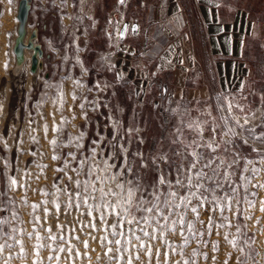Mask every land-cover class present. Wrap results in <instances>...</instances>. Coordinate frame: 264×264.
Returning <instances> with one entry per match:
<instances>
[{"label": "rangeland", "instance_id": "1", "mask_svg": "<svg viewBox=\"0 0 264 264\" xmlns=\"http://www.w3.org/2000/svg\"><path fill=\"white\" fill-rule=\"evenodd\" d=\"M19 2L20 0H12V3H9V0H0V101L2 102L0 104L2 108L4 107L3 112L0 109V218L8 221L0 227L3 233H8L9 236L14 235L22 240L24 252L21 253L20 245L5 236L0 239V243L8 239V243L13 247L5 248V251L0 253V264H4L9 253L12 254V258L8 260V264H34V262L35 264H118L117 260L109 258V255L114 253L105 255L107 242L103 244L100 242L104 236H107L109 240L115 239L111 235V230L106 231L101 228V221L98 218L95 220L97 226L95 230L90 226H82L89 225L92 216L98 215L96 211L93 210L92 216H89V209L82 202L77 208L76 200H73V206L68 208V196L64 191L57 192V188L54 187L55 184L60 189L66 187L68 192L76 191L75 184L68 179V176H71L73 181L78 178L84 179L83 176L77 177L72 171L76 163L69 158V167L65 169L67 175L56 169L63 167L67 153L75 152L77 159L80 158L81 152L88 153L93 146L90 143L93 139L99 140L102 136L103 143L96 147L98 151L104 147V144L111 139L110 133L113 131L107 119L109 111L114 120L118 119L121 122L123 128L129 126L139 128L138 134L135 132L132 134L129 155L137 149L142 150L145 156L154 153V146H157L158 141H162L166 128L171 130V122L175 118L168 116L169 114L166 115L167 118L163 117L145 100V92L142 90L145 89L143 85L145 66L136 64L135 70H131V62L134 60L137 48L126 38L124 41L117 35L116 22L121 21L123 17L120 27L125 20L124 5L116 3L114 6L112 0H83V2L81 0H30L27 30L30 34L33 30L37 31L38 40L44 52V67L38 72L37 80L33 82L14 80L10 70L16 62L14 46L18 36ZM110 18L111 24H109ZM142 51L149 53L151 49L144 47ZM103 57H108V60L105 61ZM108 64H114L116 68L110 70L107 67ZM116 71L122 73L123 79L116 77ZM76 80H79L83 86H77L74 83ZM97 82L101 88L105 84L109 87L104 91H98ZM73 93L77 97L75 101L72 99ZM243 96L245 95L241 96L242 99ZM247 97L248 104L255 108L259 103L257 102L259 97L251 98L250 95ZM61 98L64 101L62 109ZM85 98L87 101L98 99L99 109L93 111ZM82 102L85 103L87 120L79 107ZM105 102L109 105L107 109L103 106ZM62 116L68 122L63 124L58 145L67 142L69 133L72 136H78L83 131L85 133L81 142L83 148L79 151L74 146H58L54 152L49 144V141L58 135L52 129L55 125L62 124ZM166 120L168 123L165 122ZM45 124L48 126L47 135L43 130ZM137 135L143 138V144L137 142ZM33 137L36 141L32 139ZM237 151L248 156L249 159H259L256 153L251 152L246 145L241 144ZM33 152L36 153L35 156L32 155ZM54 154L59 155L60 159L53 160ZM242 164L243 161H241ZM38 165H47V167H38ZM256 166L264 169V165ZM17 169L20 171L18 172ZM23 172L31 173L30 177L25 178V187H10L8 178L15 176L19 181ZM141 179L143 183L148 184L154 179V173L142 170ZM233 179L238 180V176ZM252 183H264V170ZM41 190L47 191L48 195H43ZM252 192L257 195H250ZM248 193L247 199L255 201V207L248 208L247 204L242 203L241 209H247L244 215L252 216V219L245 220L243 215L237 218L226 211L224 215L231 218L232 227H214L211 236L206 234L195 238L185 227L184 235L188 236L190 241L186 246H182L183 237L178 233L168 232L164 237L157 233L158 238L150 241L153 248L151 264H166L165 239L176 248L175 252L168 249L167 264H172L175 260L182 261L181 251L183 258L189 260V264H192L193 259L196 264H224L226 260L227 264H237L238 257L241 264H264V211L260 210V202L264 200V188L249 186ZM244 195L241 190L237 198L243 199ZM45 200L48 201L46 205L42 203ZM54 200L60 205L58 212L53 203ZM89 203L92 201L89 200ZM193 203L195 204L196 201ZM34 204L40 207L33 209ZM207 207L205 205L200 215L205 224L209 216ZM45 208L48 209L47 213ZM36 216L40 218L39 221L34 219ZM214 219L216 225L222 222L218 212ZM186 221L194 222L195 231H205V226L195 221L191 212L187 214ZM111 223L113 220L109 217L108 224ZM58 225L63 226V233ZM237 225L241 229L239 233ZM48 227H51L52 234L57 236L56 241L48 239L49 233L45 231ZM13 228L18 231L13 233L11 231ZM73 228L79 240L71 239ZM36 232L44 238L41 243L51 247H66V241L70 240L71 244L76 246L72 253L73 259H68L67 252H51L49 247L41 248L37 257L34 251L37 244ZM28 233L33 234L31 238ZM225 233H228L229 240L233 238L237 240L236 248L224 239ZM61 234L65 235V241L59 239ZM92 236L96 239H92ZM248 237H253L254 242L248 240ZM144 239L148 241L147 237ZM83 240L88 241V248L81 243ZM197 240L201 242L197 243ZM246 240L247 243H245ZM214 242H218L217 251H213ZM113 247L116 246L113 245ZM157 248L160 249L158 258ZM239 248H243L244 251L240 252ZM76 249L79 250V256L76 255ZM194 249L201 254L207 253L208 259L205 260L203 255L193 257ZM229 253H231V259L228 258ZM50 255L53 257L59 255V261L49 260ZM126 259L127 255H125V261ZM133 264H149V259L141 252L140 260L134 259Z\"/></svg>", "mask_w": 264, "mask_h": 264}, {"label": "snow or ice", "instance_id": "2", "mask_svg": "<svg viewBox=\"0 0 264 264\" xmlns=\"http://www.w3.org/2000/svg\"><path fill=\"white\" fill-rule=\"evenodd\" d=\"M83 2V0H81ZM12 3V0H9ZM120 5L126 6V0H118ZM123 19V17H122ZM116 22L117 34L122 37L128 30V25L125 24L123 30L119 25L122 22ZM112 23L111 18L109 24ZM136 27H133V32H136ZM111 35V34H109ZM67 58V57H65ZM105 61L108 57H103ZM171 63V60H168ZM179 63L182 65L184 61L181 59ZM110 70H114V64H108ZM247 68V65H244ZM7 69V64H5ZM87 71V69H85ZM187 71V69H185ZM155 75V73H153ZM116 77L123 79L121 72L116 71ZM77 86L82 87L79 80L74 81ZM245 80L240 82L238 93H243ZM109 87L105 84L103 88L100 87L99 82L96 83L98 91H104ZM91 91V89H89ZM167 92V89H163ZM254 97L255 92L251 93ZM72 99L75 101L77 97L72 94ZM247 101L248 97L243 96ZM85 101L89 104L93 111H97L100 107L98 99ZM61 109L63 108V98H61ZM169 103H171L169 99ZM199 104V102H196ZM106 109L109 107L105 102L103 105ZM82 110V115L87 120V111H85V103L79 105ZM157 107H159L157 105ZM174 116L175 119L171 122V130L165 129V134L162 141L157 142L154 146V153L145 156L142 150L132 151L129 155V148L132 143V134L139 133V128L131 126L123 128L121 122L112 118L109 111L107 119L111 124L113 131L110 133L111 139L104 144V147L97 150L100 143H103L104 138L101 136L99 140L93 139L90 143L88 153H80V158L77 159L75 152L67 153L63 167L57 168L56 171L65 172L69 167V158L76 163V167L72 171L76 173L77 177L83 176L84 179L72 180L68 176L69 181L75 184L76 191L68 192L67 188L60 189L58 185L54 184L57 192L64 191L68 196L67 207L71 208L73 200H76V207H80L82 202L88 209V215L92 216V211L95 210L97 216H92L89 225H82L83 227H91L96 229L95 220L98 218L101 221V228L106 231L111 230V235L115 239L109 240L107 236L101 238V243L107 242L105 255H109L110 259L118 261V264H133V260H140L141 252L148 257L149 264H151V257L153 248L150 241L156 240L157 233L161 237L166 236L168 232L179 234L183 237V245L186 246L190 241L189 237L184 235V229L193 238L199 236L203 237L206 234L212 235L214 227H232V221L229 216L224 213L230 212L233 216L239 218L244 216L245 220L252 219V216L244 215L247 209H241V204H247L248 208L255 207V201L247 199L248 188L259 187L264 188V183L253 184L252 181L257 179V175L264 169L256 165H264V92L259 95V103L255 108L251 104H241L236 95L225 90H222L214 98L213 105H206L204 107H196L195 109L183 108L177 104L173 108L165 109ZM195 110L197 115L193 116L192 111ZM53 118L55 114L53 113ZM75 119V115H73ZM62 124L55 125L53 132L58 135L49 141L55 152L56 147H72L74 146L78 151L83 148L81 143L84 139L85 133L80 132L78 136L68 134L67 142L58 145L59 134L63 132V124L68 121L63 116L61 117ZM168 123V121H165ZM45 135L48 132V126H43ZM207 133V135H206ZM36 141V138H32ZM239 141V144H237ZM38 142V141H37ZM137 142L143 144V138L137 135ZM163 144V146H159ZM246 145L251 149V152L256 153L258 160L249 159L248 156L242 155L237 151L240 145ZM36 155L35 152L32 153ZM53 160H59V155H53ZM241 161L243 164L241 165ZM251 166V167H249ZM38 167H47V165H38ZM135 169V171H134ZM147 170L154 173V179L145 184L141 179V171ZM19 172L20 170L17 169ZM30 172H23L18 181L15 176H10L8 179L11 186L25 187V178L30 177ZM67 175V172H65ZM234 180L233 177H237ZM39 179V177H37ZM62 179V178H61ZM243 190V199L237 198L238 193ZM42 194L47 196L48 192L41 190ZM220 193V195H218ZM256 196L255 192L250 193ZM89 200L92 203H89ZM193 201H196L194 204ZM47 204L48 201L42 202ZM57 212L60 205L55 200L53 201ZM209 212L208 222L200 218L201 210L205 209ZM261 211H264V200L260 202ZM33 209H37L40 205H32ZM45 213L48 209L45 208ZM191 212L195 221L205 226V231L197 232L194 230L195 225L193 221H186L187 214ZM220 214L222 222L219 225L215 224V214ZM111 217L113 223L108 224V218ZM39 221V217H34ZM6 219L0 218V226L7 224ZM257 223L259 221L257 220ZM58 228L63 233V226L58 225ZM122 229V230H120ZM240 226L237 225V232H240ZM13 233L18 230L11 229ZM49 233L48 239L56 241L57 236L52 234L51 227L45 229ZM75 229H71V239L79 240L76 236ZM32 233H28L29 238ZM89 235H91L89 233ZM217 235L219 232L217 231ZM8 236V239L14 240L16 244L20 245L21 253L24 252L23 242L16 238V236H9L8 233H3L0 227V239ZM144 237L148 238L145 241ZM8 239H4L0 243V253L5 251V248H12L13 245L8 243ZM44 238L36 232L37 244L35 245V255L39 257V250L44 247H49L54 253H68V259L72 260L73 250L75 245H72L70 240L66 241L67 246L51 247L41 243ZM59 239L65 241V235L61 234ZM92 239H96L92 236ZM224 239L232 245L237 247V240L235 238L229 240L228 233H225ZM248 240H253V237H248ZM201 241L197 240V243ZM81 243L85 248H88V241L83 240ZM247 243V240L245 241ZM165 244V258L166 264L169 258V251H176L174 245L164 240ZM113 245L116 247L114 248ZM206 246V242H205ZM218 250V242L213 243V251ZM243 252V248H239ZM76 255L79 256V250L76 249ZM125 255L127 259L125 261ZM157 258L160 255V249H156ZM181 260H175L172 264H189L188 259L183 258V252H180ZM203 255L205 260L208 259L207 253H199L193 250L192 256L196 257ZM12 258V254H8L7 260L4 264H8V260ZM59 255L55 257L49 256V260L59 261ZM231 259V253L228 254ZM215 260V257H213ZM35 264V262H34ZM192 264H196L193 259ZM227 264V260L224 262ZM237 264H241L240 258H237Z\"/></svg>", "mask_w": 264, "mask_h": 264}, {"label": "crops", "instance_id": "3", "mask_svg": "<svg viewBox=\"0 0 264 264\" xmlns=\"http://www.w3.org/2000/svg\"><path fill=\"white\" fill-rule=\"evenodd\" d=\"M124 14L126 39L137 48L131 70L145 66V100L163 117L175 118L165 109L177 104L182 110L213 105L215 114L214 98L225 89L245 105L242 95L264 92V0H126Z\"/></svg>", "mask_w": 264, "mask_h": 264}, {"label": "bare ground", "instance_id": "4", "mask_svg": "<svg viewBox=\"0 0 264 264\" xmlns=\"http://www.w3.org/2000/svg\"><path fill=\"white\" fill-rule=\"evenodd\" d=\"M18 23V36L14 46L16 62L10 70V74L11 77L18 82H24L25 80L33 82L37 80L36 78L39 77L38 72L44 67L43 48L39 43L38 34L36 33L35 36L34 30L31 34L28 32V21L25 25H21L20 21H18ZM0 103L2 102L0 101ZM0 107L3 112L4 107L2 108L1 104Z\"/></svg>", "mask_w": 264, "mask_h": 264}, {"label": "water", "instance_id": "5", "mask_svg": "<svg viewBox=\"0 0 264 264\" xmlns=\"http://www.w3.org/2000/svg\"><path fill=\"white\" fill-rule=\"evenodd\" d=\"M29 11H30V0H20L19 2V7H18V14H17V18L18 20L21 22V25H25L29 19ZM127 24L128 25V30L130 27V22L129 21H125L121 27V30H123L124 25ZM133 27H136L137 31H139V24L138 23H133L131 25V30L133 31ZM128 30L127 32L120 37L121 40H124L127 37L128 34ZM136 32H132V33H136ZM35 36L37 31L34 32ZM34 36V37H35Z\"/></svg>", "mask_w": 264, "mask_h": 264}, {"label": "built area", "instance_id": "6", "mask_svg": "<svg viewBox=\"0 0 264 264\" xmlns=\"http://www.w3.org/2000/svg\"><path fill=\"white\" fill-rule=\"evenodd\" d=\"M124 23V22H123ZM123 25V24H122ZM122 25L120 26V29H121V27H122ZM118 35V34H117ZM119 36V35H118ZM119 38H120V36H119Z\"/></svg>", "mask_w": 264, "mask_h": 264}]
</instances>
